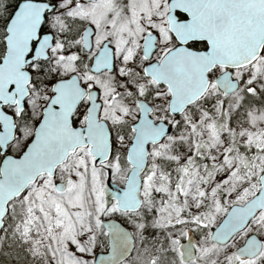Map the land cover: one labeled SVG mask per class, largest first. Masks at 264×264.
<instances>
[{
	"label": "snow or ice",
	"instance_id": "6c2138e0",
	"mask_svg": "<svg viewBox=\"0 0 264 264\" xmlns=\"http://www.w3.org/2000/svg\"><path fill=\"white\" fill-rule=\"evenodd\" d=\"M0 264H264V0H0Z\"/></svg>",
	"mask_w": 264,
	"mask_h": 264
}]
</instances>
